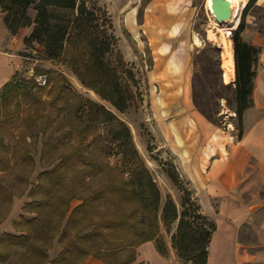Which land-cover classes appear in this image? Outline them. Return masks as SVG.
<instances>
[{
    "label": "trees",
    "instance_id": "trees-1",
    "mask_svg": "<svg viewBox=\"0 0 264 264\" xmlns=\"http://www.w3.org/2000/svg\"><path fill=\"white\" fill-rule=\"evenodd\" d=\"M255 1L246 2L237 27L231 32L232 82H223L220 48L212 42L205 41L206 46L197 50L192 60L190 87L193 106L206 120L219 126V99H224L234 113L237 139L243 133V112L251 104L254 67L260 51L241 37L245 28L244 15ZM33 4L35 15L31 19L27 10ZM0 10L10 34L31 25V31L23 37L24 45L40 44L45 56L51 59L62 53L71 24L77 31H84L95 17L94 8L87 7L84 0H0ZM60 10L74 11L72 21L67 20ZM110 39L113 35L92 33L87 39L89 48L83 60V72H79L77 61L73 70L85 87L121 112L128 106L129 93L120 74L104 60ZM125 73L133 79L131 70ZM30 81L19 80L15 72L1 86L0 127L12 120V114L5 111L12 100L16 103L18 98L32 101L41 94L40 87L33 90L36 85L32 79ZM221 89L230 93V98L224 97ZM88 103L90 113L92 111L107 124L108 143L115 147L126 168L96 162L95 149L88 148L87 152H77L82 159L79 167L74 166L71 154H68V167L61 158L51 169L41 171L29 189V201L22 206L24 212L34 216L26 218L21 215L12 223L16 233L0 234V259L8 260L16 255L17 264H81L86 258L94 257L105 264H132L136 247L148 240L153 242L160 255L167 254L163 229L170 235V245L179 259L191 264H206L215 222L202 213L174 164L168 162L165 172L181 192L178 205L169 196L161 200L159 188L133 144L127 124L103 104ZM84 127L87 125L83 122L82 130ZM2 135L3 129L0 128V151L3 152L6 148L3 149ZM80 173L86 175L79 177ZM93 175L99 176L100 180H86ZM12 195L8 192V203ZM72 199L80 202L71 208ZM54 239L60 250L50 259L48 250ZM14 248L19 251L15 252Z\"/></svg>",
    "mask_w": 264,
    "mask_h": 264
},
{
    "label": "rangeland",
    "instance_id": "rangeland-1",
    "mask_svg": "<svg viewBox=\"0 0 264 264\" xmlns=\"http://www.w3.org/2000/svg\"><path fill=\"white\" fill-rule=\"evenodd\" d=\"M84 1L87 7L94 8L95 17L90 25L92 28L77 31L74 24H71L59 57L47 58L42 46L36 42L25 45L22 51L17 52L21 56L17 78L30 81L31 72L42 74L46 78V84L39 86L40 90L38 86H33L32 89L41 94L32 101L18 98L16 103L12 100L5 109L12 114V120L2 122L0 127L3 129V149L6 148L5 151H0V225L7 221L11 233H16L12 223L21 215L26 218L34 216L33 213L24 212L22 206L29 201L28 192L37 175L43 170L51 169L61 158L68 167V154H71L74 166L79 167L82 159L77 152L95 149L96 162L126 168L115 147L108 143L107 124L101 122L92 111L90 113L88 101L103 104L127 124L133 144L159 188L161 200L169 196L177 205L180 201L181 192L170 181L165 169L168 162L175 164L174 152L177 151L178 141L182 145L177 134L187 126L178 123L176 119L196 110L190 102H185V77L187 71L193 72L192 60L196 51L206 46L205 41L220 48L223 32L214 25L205 0H188L185 3L186 9H181L175 23L158 27L157 41L152 36L148 37L143 25L150 0ZM34 4L27 10L31 17L35 15ZM60 12L71 21L75 15L74 11ZM241 13L242 10L240 16ZM246 13L253 18L250 22H245L244 34L249 39L262 42L264 9L253 4ZM92 33L113 35L110 47L103 57L120 74L121 82L129 93L128 106L124 111H118L93 90L85 87L73 70L74 62L77 61L79 72H83V60L89 48L87 39ZM194 38L198 39V44H193ZM228 38L231 42V34ZM152 41L166 45L178 60L179 89L168 105L163 103L162 83L157 77ZM257 47L260 49V46ZM168 56L169 53L166 54ZM73 57L77 59L73 60ZM126 70H131L133 79L128 77ZM221 91L224 97L230 98V93L224 89ZM219 111L221 120L217 133L226 137L230 132L235 137L234 113L222 98L219 99ZM83 122L87 125L84 130L81 128ZM191 123L189 121L188 126ZM224 142V137L207 141L221 146V157ZM66 173L68 180V169ZM84 175L86 174L80 173L78 176ZM86 180L98 181L100 178L93 175ZM8 192L13 193L9 203L6 199ZM79 202L72 199L70 207ZM212 205L216 203L212 202ZM162 234L165 242L170 243V235L163 229ZM52 246L57 254L60 248L56 239ZM50 249L48 256L51 259ZM14 251L18 252L19 248H14ZM0 264H17L16 255L8 260L0 259Z\"/></svg>",
    "mask_w": 264,
    "mask_h": 264
},
{
    "label": "crops",
    "instance_id": "crops-1",
    "mask_svg": "<svg viewBox=\"0 0 264 264\" xmlns=\"http://www.w3.org/2000/svg\"><path fill=\"white\" fill-rule=\"evenodd\" d=\"M187 1L150 0L143 22L148 37L157 41L158 27L175 23L181 9H186ZM254 4L264 9V0H256ZM2 17L0 10V88L19 70L21 56L17 52L24 49L23 37L31 31L30 25L10 34ZM29 17L32 19L34 15ZM252 18L245 13L246 23ZM244 30L242 39L260 46V51L254 67L251 104L242 115V136L237 139L230 132L226 137L219 135L218 127L197 110L176 119L187 126L184 131H178L182 145L178 141L174 165L180 178L187 182L202 213L216 226L208 244L206 264H264V40L249 39ZM191 74L187 71L185 77V102L193 105ZM189 121L192 123L188 126ZM220 137L225 138L222 157L221 146L207 143L208 139ZM205 142L207 146H204ZM6 223L0 225V233L12 231ZM165 243V256L157 252L151 240L141 243L136 247L132 264H191L179 259L170 243ZM50 253L52 257L56 255L53 246ZM81 264L105 263L88 257Z\"/></svg>",
    "mask_w": 264,
    "mask_h": 264
},
{
    "label": "bare ground",
    "instance_id": "bare-ground-1",
    "mask_svg": "<svg viewBox=\"0 0 264 264\" xmlns=\"http://www.w3.org/2000/svg\"><path fill=\"white\" fill-rule=\"evenodd\" d=\"M231 7L230 16L222 21L214 19V15L210 8V0H205V5L210 10V16L214 22V25L218 30L223 32V38L221 40V66H222V80L224 82H232L234 78V62L232 53V44L228 38L231 32L236 29L240 18L241 7L245 6L246 0H228ZM197 38H194L193 44H198ZM153 53L155 55V66L157 69V77L162 83L163 103L169 104L171 98L178 93V81L180 78V70L178 66V60L173 52L167 49L164 44H159L152 41ZM169 56L166 57V54Z\"/></svg>",
    "mask_w": 264,
    "mask_h": 264
},
{
    "label": "water",
    "instance_id": "water-1",
    "mask_svg": "<svg viewBox=\"0 0 264 264\" xmlns=\"http://www.w3.org/2000/svg\"><path fill=\"white\" fill-rule=\"evenodd\" d=\"M210 3L215 20L222 21L230 16L231 7L228 0H210Z\"/></svg>",
    "mask_w": 264,
    "mask_h": 264
},
{
    "label": "built area",
    "instance_id": "built-area-1",
    "mask_svg": "<svg viewBox=\"0 0 264 264\" xmlns=\"http://www.w3.org/2000/svg\"><path fill=\"white\" fill-rule=\"evenodd\" d=\"M30 76H31V79L34 81L36 86H43V85L46 84V78H45L44 75H42V74H33L31 72Z\"/></svg>",
    "mask_w": 264,
    "mask_h": 264
}]
</instances>
